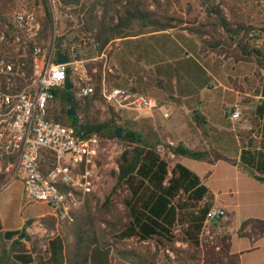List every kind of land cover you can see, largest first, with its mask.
Instances as JSON below:
<instances>
[{"label": "trees", "instance_id": "16d2710c", "mask_svg": "<svg viewBox=\"0 0 264 264\" xmlns=\"http://www.w3.org/2000/svg\"><path fill=\"white\" fill-rule=\"evenodd\" d=\"M5 8L13 0H0ZM63 5L77 3V0H60ZM45 16L42 21L41 39L46 40L47 35L52 30L51 13L46 0H40ZM126 14L135 16L132 4ZM216 15L214 27L221 28L228 36L229 44H234L237 48L240 59L244 62H251L256 65L254 73L259 82L255 97L257 101L251 110L252 128L247 132L245 140L240 141V157L238 164L240 169L251 178L264 184V44H259L260 38L254 36L253 28L243 24H235V28L225 18ZM157 15V14H156ZM148 11H137L136 16L144 24V27L151 32L163 31L175 28L172 19L168 17L159 20L160 17ZM8 29L13 30L11 22L5 18H0ZM113 30L116 27H112ZM189 33L194 31L190 28H183ZM198 32V31H196ZM244 32V33H242ZM195 33V32H194ZM201 42L207 44L204 40ZM96 43L101 50L107 41L96 38ZM55 43L54 54L60 53ZM212 48L215 45L209 44ZM27 60H24V67L27 76L31 73V53L32 45H29ZM0 50H2L0 48ZM7 56L10 51L2 50V54ZM4 55V54H3ZM7 56L5 58H7ZM55 57V56H54ZM53 57V61L55 58ZM16 68H19L23 60L15 58L12 60ZM66 76L71 80V70L67 68ZM54 100L58 101L59 109L56 113L50 114L49 119L58 122L74 131L76 135L83 132L85 135L95 134L102 138H113L114 132L121 129L123 133L121 140L125 146L117 159V171L114 172V185L109 195L101 204L97 216L91 214L90 199H85L80 211L74 216V224L67 228V233L71 236L70 243L66 240V235L58 233L48 241L44 250L45 256L54 259L58 264H88L89 252L95 250H112L113 254L120 260L130 264H157L161 250H171L176 252L175 244L180 242L186 244L188 248L187 258L201 264V231L206 216L212 208V196L204 186L199 177L180 163L182 158L203 162L209 157L220 158L216 153L207 151L190 150L181 143H177L173 152L175 158L167 161L156 153L157 140H152L135 131L125 130L116 124L114 114L107 121H100L99 112L94 109V102L98 99V89L95 95L78 102L74 98V88L53 89ZM72 109L74 116H69ZM4 175L0 174V186ZM122 206L120 211L117 205ZM111 217L113 221L107 220ZM48 229L55 227V219L47 217ZM100 220L105 224L107 230H98L95 227V220ZM44 224V223H43ZM245 224L251 225L252 232L263 233L264 221L250 220ZM229 222L217 227L226 230ZM105 228V229H106ZM260 229V230H258ZM23 227L21 231H2L0 225V236L5 241H11L26 235ZM110 239V240H109ZM19 240H13L7 250L0 254V264H33V256L28 254L24 245ZM135 240L143 249H128L127 242ZM99 253H102L99 251ZM100 256H104L103 254ZM99 254L95 259V264L101 260ZM41 263L45 260L38 258ZM47 259V258H46ZM226 260V264H238L237 255L228 253H214L209 261ZM208 262V261H207ZM92 263V261H91ZM90 263V264H91ZM223 264V263H222Z\"/></svg>", "mask_w": 264, "mask_h": 264}, {"label": "rangeland", "instance_id": "374dc122", "mask_svg": "<svg viewBox=\"0 0 264 264\" xmlns=\"http://www.w3.org/2000/svg\"><path fill=\"white\" fill-rule=\"evenodd\" d=\"M93 1L94 0H77V3ZM129 1L132 4L133 1L126 0V2ZM139 2L145 11L155 13V15L157 14L156 16L160 17L159 20H163L164 16L168 17L169 19H172L171 22L175 28H178L179 30H182L183 28H190L195 32L192 34H194L198 39L202 38V40H204L207 44H216L214 48L211 47V50L215 51L217 55L214 54L213 56H210L208 60H204L201 63V66L207 71V76L205 73L201 72L199 78L197 75L195 76V81L204 83L205 86L209 85L213 88L210 94H214L213 100L215 104L212 107L217 119L215 126L218 127L217 123L220 126L216 128L218 130V134L232 137L233 131H235L237 128L239 139H241V141L245 140L247 132L252 128L250 112L253 108V105L257 101L255 92L259 88V82L254 76L255 65L252 63H242L237 61V56L239 55L235 45L229 44L228 36L221 28L213 26L214 22L216 21V15L213 13L212 9L215 8L218 11L219 16L230 22L233 28H235V24H243L244 26L253 28L254 31L252 32H255L254 36H258L260 38L258 41L259 44H264V0H139ZM46 3L51 13V20L53 24L51 32L47 35L46 40H43L40 36L42 30V21L44 19L45 13L40 0H13V2L11 4L8 3L5 8L0 2V18H5L8 22H11L13 30H17V33L10 31L8 29V25H4L0 20V48L6 51L11 50V54H9V56H7L5 53H3V55L2 50H0V60L12 61L14 57L23 60V63L19 68H16L15 63L12 61L15 71L19 74L23 73V76L17 78V83L21 87L29 84L32 76V68L31 73L28 76L25 70L22 69L25 65L24 60H27L28 57V49L30 47L29 45L31 44L32 47L36 46L40 48L44 56L48 55L51 49L54 50L55 43L60 40L58 33L56 32L59 27L58 21L62 16L73 14L72 8L75 4H77L72 3L70 5H63L60 0H46ZM19 13H33L36 17L39 30L34 38L28 37L29 33L27 31L21 30L17 27L15 23V16ZM176 40L179 42H186V44L188 42V45H190L192 42L190 40L184 41L183 38L178 35L176 36ZM193 41L197 42L196 39ZM162 42L172 43L169 40V37L150 38L143 41L144 44L148 43L152 45L160 44ZM143 43L140 41L139 45L141 46ZM184 53L185 52L181 53V58H179L177 54L174 55L173 59L176 60L168 64L165 62V60L157 61L159 66L157 67L158 70L166 67L172 69L173 71V74L163 76L161 78L152 76L145 67L138 66V62L134 61L140 70L139 72L128 71L126 68L125 76L123 75L120 78L122 87L126 88L128 85H131L134 86L136 93H143L145 86L150 83H155L156 81L159 84L166 85V87L170 82L180 81V75H183V72H187L189 70L191 71L195 65V63L191 60H185ZM221 55H223L225 59L222 58ZM6 56L7 58H5ZM76 58L77 60L83 61L82 55H76ZM118 59L121 60L120 57H118ZM98 63L101 66L102 62L100 60H98ZM122 63L124 64V62ZM90 64L91 63L85 64V62H83L81 65L83 70L78 69V71H75L73 67L70 66V78H72V81H75L76 83L82 73H85L91 78L92 83L95 86V90L97 91L98 89V99L94 102V109L99 112L98 116L100 121H107L114 114L116 124L125 130L135 131L144 136H148L152 140H157V145L165 143L168 140L174 142L177 145L176 138L166 135V132H160L156 126H154L153 123L145 117L144 112L146 111L123 110L119 113H116L113 107L104 102L99 94L101 82L93 78V74H97V71L93 72L94 65ZM190 75H192V73H190ZM241 85L243 86V95L239 100L236 91L240 89L239 87ZM238 100L239 102L237 105L242 109V117L238 122H232L229 119V115L227 114L226 110L231 109L234 106V103ZM58 109V101L53 100L49 105L50 114L52 115L53 113H56ZM163 111H166L170 115V120L174 117V112L172 111L171 107H166L160 113L161 119ZM203 129L205 132L209 133V129L206 127L202 128L201 134H204ZM122 134L123 133L121 132V136ZM99 138L101 140V152L97 160L95 182L96 187L94 193H92L87 198L90 199L91 214H93L95 217L97 216V212L101 204L109 195L114 185V172L117 171V159L125 146L124 142L121 140V137L116 138L114 136L110 139L102 137ZM232 148H228L226 152H220V154H225L227 157H232L237 151V157L239 159V148L237 147V150ZM172 160L167 159V161ZM188 162V160H185L184 164L190 167ZM233 183L234 180H232V184ZM0 191V209L10 221L8 227L15 228L19 224L26 222L24 225L26 237L23 240H19L15 237L13 240H19L24 245L25 249L28 251V254L34 258L33 264H58V262H55L54 259L50 258V253H48V257L45 256L44 250L48 244V241L58 233L66 235V240L68 243H70L72 238L67 233V228L71 227L72 224H74V221L70 224H57L55 221L56 224L54 229H48L46 224L50 220L46 219L49 217V215L46 214L50 213V208L43 203H28L25 199L22 183L19 178H15L4 188L0 189ZM229 201L231 202V200ZM117 207L120 211L122 210L121 205L118 204ZM235 215L236 226L237 223L240 224V221L245 219V210L242 207H239V209L236 208ZM106 218L107 220L113 221L111 217L107 216ZM248 221H250V219L245 220V222ZM94 223L98 230H107L105 224H102L100 220L96 219ZM227 229L224 230L216 226L215 229L213 228L211 230L210 234H202L200 236L202 246L200 257L204 264H211L209 261L212 259L214 253H227L229 240ZM233 234L234 233L232 232L230 240L231 249L233 251H236L237 249H240L246 245L251 246L250 234L243 235L239 238ZM236 234L240 235L241 230L236 232ZM13 240L5 241L0 236V254L4 249L7 250L9 248ZM126 244L128 249L135 248L137 251L143 250L135 240H130ZM175 248L176 252L169 249L161 250L159 254V264H171L172 262H176L175 264H198L196 262L190 261L187 258L188 248L186 244L178 242L175 244ZM99 251L102 253H99ZM167 251L172 254V257L167 253ZM98 254L99 256L100 254H103L104 256H100L101 260L96 264L128 263H124L125 261L121 262L122 260L120 261V259H118L113 254V251L109 249L104 251L97 249L93 253L90 250L87 263L90 264L92 261L91 264H95V259ZM38 258H42L45 261L41 263ZM222 263L226 264V260L215 261L214 264ZM199 264H201V262H199Z\"/></svg>", "mask_w": 264, "mask_h": 264}, {"label": "crops", "instance_id": "0c3cea01", "mask_svg": "<svg viewBox=\"0 0 264 264\" xmlns=\"http://www.w3.org/2000/svg\"><path fill=\"white\" fill-rule=\"evenodd\" d=\"M131 1H133L132 7L135 14L132 17L126 14V11L129 8L131 9L127 5L126 0H94L93 2L75 4L72 8L73 14L62 16L58 21L59 27L56 32L60 38V43L58 44L60 53L65 54L69 59L73 55H82L83 62L85 64L91 63L90 65H94L93 72L97 71V74H93V78L104 82L106 86L136 92L134 86L122 87L120 78L123 75L125 76L126 70L139 72L138 66H140L145 67L154 77L161 78L171 75L173 74L172 69L165 67L158 70L157 61L165 60L168 64L176 60L173 59L174 55L177 54L181 58V53L185 52V60H191L195 65L191 71L183 72V75H180V81L170 82L167 87L156 81L145 86L143 93H138L153 99L158 104V108L146 111L144 115L160 132H166V135L176 138L177 143L183 144L188 149L212 152L220 156V158L215 159L209 157L208 160L203 162L182 158L180 163L195 173L201 183L207 187L212 196V207L223 209L227 213L229 221L227 253L229 255H237L238 264H264V235L258 231L252 232L250 224L244 225L245 220L248 219L264 221V184L251 178L240 169L237 151L233 155L234 157L220 154V152L224 153L228 148L232 147V149L235 148L236 150L238 147V153H240V139L237 134V128L233 131L232 137L218 134L216 128L220 126L218 123V127L215 126L217 119L212 107L215 104L213 100L214 94H210L213 88L195 81V76L197 75L199 78L201 72L207 76V71L201 66V63L204 60H208L216 52L211 50L209 44H203L194 34L185 30L171 28L151 32V30L144 27V24L136 16L137 11H145L139 0ZM114 26L116 27L115 30L112 29ZM177 35L181 36L184 41H192L191 44L188 45V42L186 44V42L177 41ZM159 37H169L172 43L162 42L156 45L143 43L144 40ZM96 38H102V40L107 41L101 50L98 49ZM194 39L197 42L193 41ZM140 41L143 43L141 46L139 45ZM104 57L112 68V74L106 72V74H103L104 71L98 60H102ZM221 57L224 58L223 55ZM134 61L138 62V66ZM237 61L251 63L242 61L239 56H237ZM52 62L55 61L52 60ZM78 69L83 70V67L78 66ZM70 80L74 88L76 82H73L72 78ZM239 88L236 94L240 100L243 95V86L241 85ZM239 100L234 103V106ZM166 107H171L174 112V117L171 120L169 119L170 115L166 111H163L162 114V119L164 120L160 117L161 111ZM165 114L167 116L163 117ZM206 127L209 129V133L203 129L204 134H201L202 128ZM185 160L189 161L188 165L190 167L184 164ZM232 180H234L233 184ZM239 207L245 210L246 215H244L245 219L235 226V211ZM52 214L50 209V213L46 215L52 216ZM25 223L23 222L15 228H9L8 224H10V221L0 209L2 231H19L24 227ZM239 230H241L240 235L236 234ZM231 231L238 238L250 234L251 246L246 245L233 251L230 241ZM172 263L175 264L176 262Z\"/></svg>", "mask_w": 264, "mask_h": 264}, {"label": "built area", "instance_id": "2783aa9c", "mask_svg": "<svg viewBox=\"0 0 264 264\" xmlns=\"http://www.w3.org/2000/svg\"><path fill=\"white\" fill-rule=\"evenodd\" d=\"M15 23L19 29L27 31L30 38L39 30L33 13L17 14ZM54 56L53 49L44 56L40 48L33 47L31 81L22 87L17 78L23 73L15 71L12 61L0 60V174L4 175L0 189L19 178L28 203H43L52 210L57 224H70L85 199L95 191L101 140L95 134L80 132L76 135L72 129L49 119V105L54 100L52 90L64 88L67 68L71 66L78 71L77 67L83 64L76 55L68 64H56L52 62ZM100 61L103 74H112L106 58ZM74 89L78 102L96 92L85 73L78 78ZM99 94L116 113L158 108L153 99L143 94L110 88L104 82ZM227 114L232 122H238L242 109L236 104ZM175 147L176 144L168 140L158 144L155 150L161 158L172 160ZM226 222L225 210L212 207L201 235L210 234L213 228Z\"/></svg>", "mask_w": 264, "mask_h": 264}, {"label": "water", "instance_id": "95a60500", "mask_svg": "<svg viewBox=\"0 0 264 264\" xmlns=\"http://www.w3.org/2000/svg\"><path fill=\"white\" fill-rule=\"evenodd\" d=\"M55 63L56 64H68L69 63V58L63 53H56V55H55ZM64 87L66 89H70V90L73 88V85L70 84L69 78L66 79V81L64 83ZM68 113H69V116H74L75 115V113L73 112L72 109H70ZM114 135H115L116 138H120L121 137V129L115 130ZM22 238H23V235H20L19 239H22Z\"/></svg>", "mask_w": 264, "mask_h": 264}]
</instances>
